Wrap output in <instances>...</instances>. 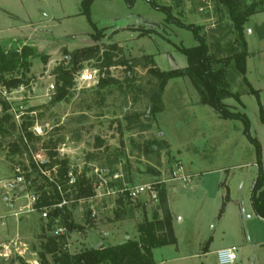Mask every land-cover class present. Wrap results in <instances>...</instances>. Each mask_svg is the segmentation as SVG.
<instances>
[{
	"label": "rangeland",
	"instance_id": "obj_1",
	"mask_svg": "<svg viewBox=\"0 0 264 264\" xmlns=\"http://www.w3.org/2000/svg\"><path fill=\"white\" fill-rule=\"evenodd\" d=\"M153 1L93 0L86 14L83 0H0V44L7 52L23 44L42 56L31 60L29 71L6 75L22 78L25 85L8 89L0 84V216L6 217L0 227V264H39L41 244L53 235L57 225L49 228L30 198L33 182L50 189L47 185L56 180L57 167L35 172L30 159L41 164L50 153L68 160L75 181L85 175L94 189L91 198L68 206L78 226L69 231L71 254L137 238L139 225L155 214L163 216L155 198L184 167L191 185L171 193L169 208L178 243L156 248L155 264H221L217 250L228 248L238 258L233 264H264V221L252 208V190L248 193L258 175L257 147L243 122L222 119L202 104L203 87L189 75L164 84L154 74L188 68L183 50L200 43L186 26L200 27L215 68H225L229 92L240 99L226 98L223 104L247 116L264 170V0H231L239 13L255 9L243 28L246 75L230 57L241 47L228 5ZM97 45L100 56L111 46L119 48L114 66L100 73L103 58L84 62L66 99L53 104L56 68L71 67L66 54ZM108 78L115 83L99 89L98 81ZM24 125H32L25 139L29 153L21 142ZM97 171L117 190L145 187V192L135 202L121 195L95 198L96 190L104 192ZM115 174L120 179H113ZM26 175L30 182L18 180ZM178 185L169 181L167 188ZM230 194L239 202H232Z\"/></svg>",
	"mask_w": 264,
	"mask_h": 264
},
{
	"label": "trees",
	"instance_id": "obj_2",
	"mask_svg": "<svg viewBox=\"0 0 264 264\" xmlns=\"http://www.w3.org/2000/svg\"><path fill=\"white\" fill-rule=\"evenodd\" d=\"M93 0H83L85 13H89V6ZM154 3L153 0H149ZM222 3L229 6V14L233 23V30L236 32V43L241 47L240 52L233 49V53L230 56L231 59H236L237 67L242 75H246V58L248 56L247 44L243 36V28L249 17L255 13L254 8H250L243 13L237 12V8L234 2L231 0H221ZM186 28L194 31L196 39L199 41V46L195 49H185L183 53L188 60V68L185 70H174L170 72H154L159 76L166 84L172 79H177L189 75L195 83L202 85V104L209 105L213 110L225 120H239L243 122L245 127V134L253 141L257 147L258 155V175L251 191V204L256 215L264 219V170L262 167L261 148L259 143L250 136V123L245 114L231 111L226 105L223 104V100L230 97H235L239 101V97L232 92H229V86L225 82V68L216 69L214 63L215 60L211 56L210 48L204 38L199 34L200 27L198 26H186ZM111 50H106L100 56L101 49L97 46L81 49L75 51L73 54H66L70 57L71 67L58 66L56 68L55 77V89L56 92L53 98V104L59 103L66 99V96L70 93V90L74 86V77L77 73H80L83 69L82 64L84 62L91 61L98 57L104 59L105 64L100 67V73L105 70L107 73L109 69L114 66L113 60L115 59V52L119 50L117 46H111ZM34 57L39 56L33 48L23 46L21 49L15 47L7 52L4 45H0V84L8 89L19 88L25 85L22 78H6L7 74H15L22 69L30 70L31 60ZM47 63V57L43 58ZM219 62V61H217ZM125 66L129 69L132 68V62H126ZM115 83L112 78L100 79L98 81V88L105 89L111 87ZM257 93L256 91H252ZM157 107L153 106L152 111H157ZM262 119L264 121L263 110H261ZM6 119V118H4ZM32 125L23 126L25 131V137L21 139L24 144V150L29 153L25 139L31 137L29 128ZM14 154H23L21 150H14ZM32 166L35 172H38L41 168H47L53 170L57 167V177L53 182H49L47 187H37L35 182L31 186L34 194L39 196L38 201L35 204V209L39 212L45 207H53L62 202L63 197L67 200H82L89 199L94 196V189L92 187L91 180L82 175V178L77 179L74 184H70L69 179V161L68 160H56V154L50 153L47 162L36 163L30 158ZM30 175L25 176L26 182H30ZM70 191V192H69ZM77 194L73 196V194ZM75 198H73V197ZM228 198V196H227ZM157 200L160 202V209L162 212V218L158 214H155L153 220H146L138 227V237L135 239H129L121 244L101 246L94 248H86L79 253L71 254L66 249V237L49 236L45 242L41 244V258L39 264H155L153 251L156 248L165 247L169 245H176L177 238L173 229L172 215L168 207L167 197L165 189H162ZM65 213V215L63 214ZM90 215V214H89ZM59 222L57 223V221ZM55 224L67 227L68 231L75 230L78 226L74 225L71 219V212L68 210V206L63 209H54L50 212L47 225L49 228H53ZM51 255L53 261L50 262L47 258ZM21 264H25L21 261Z\"/></svg>",
	"mask_w": 264,
	"mask_h": 264
},
{
	"label": "built area",
	"instance_id": "obj_3",
	"mask_svg": "<svg viewBox=\"0 0 264 264\" xmlns=\"http://www.w3.org/2000/svg\"><path fill=\"white\" fill-rule=\"evenodd\" d=\"M90 78H91L90 75L89 76H85V75L82 76V79L84 81H89ZM51 88L55 89L54 85H52ZM97 174L101 178V181L99 184H100V188L104 189V192L101 194L99 192V190H96L95 198H98V197H113V198L115 197L116 198V197H120V195H121L123 200L135 202L137 200V198L139 197V195H141L145 192V187H139V188L123 187V188L117 190L111 186L112 183L109 184V182H107L105 180L102 172L97 171ZM106 174L109 175L108 172H106ZM174 175L177 177V173H174ZM120 177L121 176L119 174L113 175V179H115V180L120 179ZM178 178L181 179L182 177L180 176ZM69 179H70V184H74L76 182L71 173H69ZM182 179L186 180L185 177ZM18 180L20 182L24 181V183H26V181L23 178H19ZM30 198H31V202L33 203V209H35L34 206H35L36 202L38 201L39 196L37 194L33 193ZM71 201H69L65 197H63V200L61 203H59L53 207L43 208L40 212L42 219L44 221L48 222L49 215H50V212L52 210L57 209V208L63 209L65 206H69ZM14 215L18 217L20 214L16 213ZM92 216L95 217V212L92 214ZM57 223H58V221H57ZM5 224H6V217L0 216V227L5 226ZM56 225L57 226H55V228L53 229V236H55V237H66V241H67L66 249H68L70 247L69 231H68L67 227H65V226L58 225V224H56ZM217 255H218L219 262L221 264H233L237 260L236 253L231 248L220 250L217 252Z\"/></svg>",
	"mask_w": 264,
	"mask_h": 264
},
{
	"label": "crops",
	"instance_id": "obj_4",
	"mask_svg": "<svg viewBox=\"0 0 264 264\" xmlns=\"http://www.w3.org/2000/svg\"><path fill=\"white\" fill-rule=\"evenodd\" d=\"M0 45H2V44H0ZM13 46H15V45H13ZM15 47H18L19 49H21L22 47H23V44L22 45H16ZM177 176L178 177H180V176H184L185 178H186V180H183V179H179V178H177V179H171V180H168L167 182H166V186H165V192H166V197H167V202H168V207L170 208V206L173 204V201H172V197H171V193H173V192H175L176 191V189H178V188H182V189H185L186 187H188V185H191L190 183V176L191 175H186L185 174V172H184V167H182L181 169H179L178 171H177ZM169 181H172V182H174V181H178V182H180V183H182V186H175V187H173V188H167V184H168V182ZM254 182H255V180H254ZM253 185H254V183H253ZM253 185H252V187H250V189H248V193L250 192V190H252V188H253ZM230 193V192H229ZM230 197H231V201L233 200L234 202H239L238 201V199H235L234 198V196H232V194H230ZM154 198H155V196H154ZM156 200H157V197L155 198ZM232 201V202H233ZM172 207V206H171ZM253 208V207H252ZM171 213H172V211H171ZM172 215H173V213H172ZM159 217H161L162 218V216H159ZM263 221H264V219H262ZM173 229H175L174 228V224H173ZM174 233H175V230H174ZM176 236V235H175ZM129 238L130 237H126V240H129ZM177 238V237H176ZM123 243V242H122ZM177 243H178V239H177ZM213 245H215L214 243H211V245L204 251V255L206 256V254H208L209 252H210V249L213 247ZM220 250H223V249H219V250H217V252L218 251H220ZM238 259V258H237ZM237 261V260H236Z\"/></svg>",
	"mask_w": 264,
	"mask_h": 264
}]
</instances>
